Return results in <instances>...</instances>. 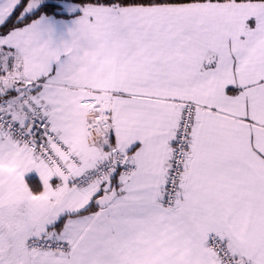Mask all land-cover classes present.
<instances>
[{"label": "snow or ice", "instance_id": "obj_1", "mask_svg": "<svg viewBox=\"0 0 264 264\" xmlns=\"http://www.w3.org/2000/svg\"><path fill=\"white\" fill-rule=\"evenodd\" d=\"M0 264H264V0H0Z\"/></svg>", "mask_w": 264, "mask_h": 264}]
</instances>
